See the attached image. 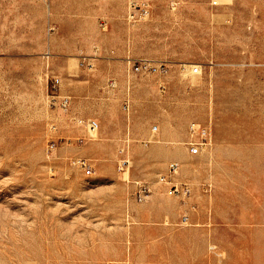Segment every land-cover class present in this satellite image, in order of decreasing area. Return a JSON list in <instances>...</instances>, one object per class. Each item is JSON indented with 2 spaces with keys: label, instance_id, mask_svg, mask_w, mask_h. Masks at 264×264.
Returning <instances> with one entry per match:
<instances>
[{
  "label": "rangeland",
  "instance_id": "1",
  "mask_svg": "<svg viewBox=\"0 0 264 264\" xmlns=\"http://www.w3.org/2000/svg\"><path fill=\"white\" fill-rule=\"evenodd\" d=\"M0 264H264V0H0Z\"/></svg>",
  "mask_w": 264,
  "mask_h": 264
},
{
  "label": "built area",
  "instance_id": "2",
  "mask_svg": "<svg viewBox=\"0 0 264 264\" xmlns=\"http://www.w3.org/2000/svg\"><path fill=\"white\" fill-rule=\"evenodd\" d=\"M151 15L150 5L147 2H137L132 1L130 3V12L129 17L132 21H142L145 20L147 17ZM127 66L130 71H134L135 73H144L150 74L154 71H161L166 72V68L163 64L160 66H155L149 60H135V59H128ZM194 72H198V69H194ZM89 128L92 131L99 130V123L97 121H91L89 123ZM209 130L206 127H202L198 124H191L189 127V140L187 141V146L189 151L192 154H197L201 151L204 145L207 144ZM75 165L78 166L79 169L83 171V173L90 177L94 172V167L87 159H78L75 162ZM129 168V160L128 159H121L118 163V169L121 173H126ZM178 164L174 163L170 165L169 174L160 177L159 181L162 185L168 187V194L169 195H184L189 196L191 194V189L187 184H180L177 185L173 183L172 177L173 175L177 174ZM146 189H142L141 193L144 192ZM139 201H142L140 196Z\"/></svg>",
  "mask_w": 264,
  "mask_h": 264
},
{
  "label": "bare ground",
  "instance_id": "3",
  "mask_svg": "<svg viewBox=\"0 0 264 264\" xmlns=\"http://www.w3.org/2000/svg\"><path fill=\"white\" fill-rule=\"evenodd\" d=\"M197 68V67H196ZM196 68H194V69H196ZM194 69H193V71H194ZM198 69V71H199V68H197ZM92 131V130H91Z\"/></svg>",
  "mask_w": 264,
  "mask_h": 264
},
{
  "label": "crops",
  "instance_id": "4",
  "mask_svg": "<svg viewBox=\"0 0 264 264\" xmlns=\"http://www.w3.org/2000/svg\"><path fill=\"white\" fill-rule=\"evenodd\" d=\"M92 175H93V174H92ZM92 175H91V176H92ZM170 201H173V200H172V199H170Z\"/></svg>",
  "mask_w": 264,
  "mask_h": 264
}]
</instances>
